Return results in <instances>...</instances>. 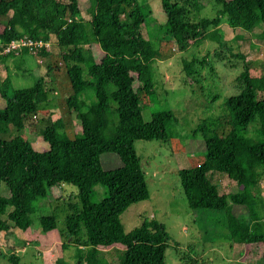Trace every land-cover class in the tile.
I'll return each mask as SVG.
<instances>
[{
    "label": "trees",
    "instance_id": "16d2710c",
    "mask_svg": "<svg viewBox=\"0 0 264 264\" xmlns=\"http://www.w3.org/2000/svg\"><path fill=\"white\" fill-rule=\"evenodd\" d=\"M214 1L220 8L208 17L200 15L198 0H159L165 16L161 33H170L182 51L205 40L222 45L224 21L233 30L245 32L260 23L264 39V0ZM144 4L138 0H90L82 13L79 0H0V44L39 40L44 45L34 54L45 57L53 54L50 48H57L60 61L51 57L48 61L53 63H47V70L54 65L59 68V64L66 70L70 94L65 107L79 121L80 132L73 138L65 130L63 117L45 124L37 135L48 148L36 150L25 127L31 117L45 110L51 91L43 79L25 88L15 87L9 76L0 81V97L5 103L0 105V184L8 188L7 196L0 195V215H6L0 218V232L12 227L28 231L36 199H60L63 184L76 186L80 208L64 219L68 234L58 227L54 215L39 218L43 234L55 233L63 250L73 245L68 243L69 234L85 229L86 239L77 246L74 262L60 257L57 264H98L100 248L113 246L119 247H115L117 264H165L170 237L163 224L143 218L139 226L125 232L120 220L131 204L149 198L134 142L166 140V125L176 120L171 109L152 114L149 121L142 115L143 106L155 93L151 64L158 55L142 34L151 9ZM1 48L2 59L29 53L28 47L5 54ZM238 56L243 67L235 77V92L223 99L222 115L206 117L193 130L194 135L199 131L203 136L204 154L194 166L181 169L179 177L190 208L224 211L223 225L235 258L241 264H264V217L259 212L264 204L258 190L264 178V66L261 73L255 72L244 55ZM195 59L181 60L182 82L187 86L204 79ZM108 84L115 90L109 93ZM88 87H94L96 102L83 110L86 102L80 97ZM110 101L115 104L117 122L112 121ZM106 152L113 153L112 159L107 155V167L103 157L101 161ZM214 171L236 181L239 191L220 193L209 177ZM97 184L105 187L106 196L92 203ZM238 208H243L250 222L241 220L235 211ZM0 257L23 264L14 253H0ZM184 258L188 261L190 257Z\"/></svg>",
    "mask_w": 264,
    "mask_h": 264
},
{
    "label": "rangeland",
    "instance_id": "374dc122",
    "mask_svg": "<svg viewBox=\"0 0 264 264\" xmlns=\"http://www.w3.org/2000/svg\"><path fill=\"white\" fill-rule=\"evenodd\" d=\"M138 1H144V5L151 8L142 34L158 50V55L151 64L156 89L143 106L142 115L145 121H149L152 114L171 109L176 120L166 125V140L139 139L134 142L136 154L145 173L149 198L126 208L120 216L123 229L125 232H131L140 225L143 218H155L163 224L170 237L165 251V264H241L230 247L228 232L223 225L224 211L190 208L181 186L179 171L200 162L205 150V141L199 131L194 135L193 130L206 117L224 113L222 101L235 92L237 87L235 77L243 67V60L238 54L244 55L245 59L251 62L253 71L262 72L264 39L260 36V23L245 32L233 30L224 21L220 30L221 39L224 41L222 45L205 40L198 47H189L182 51L178 49L170 33H161L165 16L159 0ZM198 1L202 5L201 16L212 17L220 8L214 0ZM89 5L90 0H79L82 13ZM157 38L159 40H156ZM216 47L218 49L214 53ZM50 51L53 54L47 57L30 52L19 58L18 55L4 59L0 57V81L9 76L15 87L25 88L43 79L45 87L51 91L49 101L44 104L45 110L31 117L25 127L26 136L39 151L47 149L48 143L43 141L37 132L58 117L65 119L67 125L65 130L71 138L80 132L75 112H68L65 107L70 94L66 70L60 64L59 68L54 65L51 66L53 70H47L48 64L53 63L48 61L51 57L60 61L59 50L50 48ZM184 58L190 61L196 58L195 65L199 67L201 77H204L200 83L187 86L182 82L184 71L181 60ZM133 85L136 88L138 82ZM106 88L109 93L115 90L113 84H108ZM95 95L94 87L84 90L80 97L86 102L83 110L96 102ZM4 104L0 97V105ZM110 107L112 121L117 122L118 116L112 101ZM7 128L10 134L14 133L11 127ZM112 154L106 152L101 156V161L103 157L106 167L107 155L112 159ZM209 177L220 193L239 191L236 181L225 173L214 171L209 173ZM62 189L60 199L49 202L46 198H38L34 201L36 209L31 214L32 222L28 231L23 232L12 227L6 233L0 232V253L6 255L14 253L20 257L23 264H57L60 257L74 262L73 256L77 252V246L82 245L86 239L84 227L80 228L77 235L69 234L68 243L73 245L63 250L57 235L43 234L39 222L41 216L54 215L58 227L64 233H69L64 219L77 210V207L80 208L78 188L66 183ZM258 190L264 204V178L260 180ZM0 195H8V188L3 183L0 184ZM105 196V187L97 184L93 186L90 201L95 203ZM52 197L50 195L49 198ZM235 211L241 220L250 222V217L243 208ZM259 212L264 217V205L259 206ZM5 217L6 215H0V218ZM115 247L118 246L100 248L97 257L101 259L98 264H117L119 251ZM186 255L190 257L188 261L184 258ZM0 264L12 263L0 257Z\"/></svg>",
    "mask_w": 264,
    "mask_h": 264
},
{
    "label": "built area",
    "instance_id": "2783aa9c",
    "mask_svg": "<svg viewBox=\"0 0 264 264\" xmlns=\"http://www.w3.org/2000/svg\"><path fill=\"white\" fill-rule=\"evenodd\" d=\"M1 45V53H9V52H21L24 47H28L30 53H35L37 47L44 45L42 41H34L31 39H19V40H12L6 44ZM47 45V44H45Z\"/></svg>",
    "mask_w": 264,
    "mask_h": 264
}]
</instances>
